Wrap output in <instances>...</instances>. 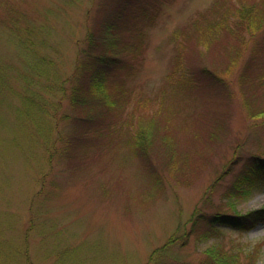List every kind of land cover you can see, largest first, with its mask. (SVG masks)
<instances>
[{
	"label": "rangeland",
	"instance_id": "obj_1",
	"mask_svg": "<svg viewBox=\"0 0 264 264\" xmlns=\"http://www.w3.org/2000/svg\"><path fill=\"white\" fill-rule=\"evenodd\" d=\"M120 1L0 0V264H150L172 238L159 264H264V221L186 233L264 206V180L236 189L264 156V0H143L104 40ZM94 31L127 57L91 107L72 94Z\"/></svg>",
	"mask_w": 264,
	"mask_h": 264
},
{
	"label": "trees",
	"instance_id": "obj_2",
	"mask_svg": "<svg viewBox=\"0 0 264 264\" xmlns=\"http://www.w3.org/2000/svg\"><path fill=\"white\" fill-rule=\"evenodd\" d=\"M110 9L106 11L107 21L109 20V22L104 26V28L102 26L103 30H101L104 40L110 38L105 37L107 32L113 37H116L117 35L118 37H121V34L129 28V21L132 19V17L138 19L140 15H143L141 14L143 11L147 12V8L145 7L143 0H121L118 10L115 11ZM256 20H258L257 24L260 23L259 17H256ZM193 28V37L190 39L198 37V29L201 28V25L197 19L193 22ZM89 35V37H86L87 45L83 48L81 56L82 59L78 61V66L75 72V75L78 78L79 76L77 74L79 72H84L85 77H80L79 85L74 87V93L72 96H76L78 100H83L86 102L91 101L88 103L91 107H93L96 105L94 100H105L107 103L108 99L111 101V98L114 96V94L109 91L108 87L105 86L103 81L106 78H111V76H117L118 68L120 65L122 66L125 63V57L127 56L125 54L126 46L121 49L122 51H119L115 47L105 44L102 37H99L97 34H95V31L90 32ZM97 37H99V39ZM117 39L118 38H116V40ZM117 43L119 44V40ZM197 44L198 39L195 41L194 47ZM121 52L124 53L121 54ZM127 65L128 64L126 63V66ZM186 72H188V70H186ZM189 74H191V72ZM196 76L197 74L195 73H192L191 76L189 75L191 79H189L188 76H184L183 80H186V82L183 84L189 85L192 81L196 83V78H198ZM178 79L180 78H175L174 80ZM178 84H182V82L178 81ZM96 103L98 104V102ZM92 118L94 117L92 116ZM261 180H264V156L252 154L246 158L244 171L241 174L238 184H236V189L238 192L246 195V193H250L253 187L256 186V184ZM244 185L245 187L242 189ZM191 220H193V229H190L186 232L188 233V236H191L197 231L200 223L203 225L205 224L204 226H208L206 230H203L198 234V237L196 236L199 241H203L215 237L220 231H222L223 226L236 228L239 230H247L256 225L258 222L264 221V206L258 209L249 210L245 213H240L237 211H234L233 214L214 212L210 214L200 213L192 217ZM175 241L176 240L172 238L167 241L166 244L155 249L149 257V263L159 264L162 255L167 252L168 247L174 244ZM255 252H257V250ZM213 253L214 254L211 255L210 259L206 263L202 264H238V257L235 255H226V253L223 251H219V253L213 251ZM252 253H254V251H252ZM175 264L195 263L178 262Z\"/></svg>",
	"mask_w": 264,
	"mask_h": 264
}]
</instances>
